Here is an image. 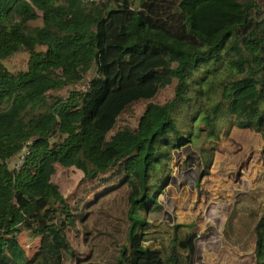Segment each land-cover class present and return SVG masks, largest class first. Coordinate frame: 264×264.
I'll list each match as a JSON object with an SVG mask.
<instances>
[{"label":"trees","instance_id":"16d2710c","mask_svg":"<svg viewBox=\"0 0 264 264\" xmlns=\"http://www.w3.org/2000/svg\"><path fill=\"white\" fill-rule=\"evenodd\" d=\"M193 8L191 0H0V264H179L175 245L194 264L212 224L174 235L168 248L144 244L145 221L134 214L157 203L146 186L152 147L168 145L188 172L199 168L200 186L232 127L264 139V8L244 9L213 41ZM19 51L27 61L13 73L4 61ZM85 79L88 89H75ZM261 153L255 181L231 189L221 224L227 244L254 249L255 264H264V145ZM56 165L79 175L71 192ZM226 167L217 170L228 175ZM198 193L209 197L202 186ZM22 232L47 240L33 260Z\"/></svg>","mask_w":264,"mask_h":264},{"label":"rangeland","instance_id":"374dc122","mask_svg":"<svg viewBox=\"0 0 264 264\" xmlns=\"http://www.w3.org/2000/svg\"><path fill=\"white\" fill-rule=\"evenodd\" d=\"M191 1L194 5V19L201 30L207 33L208 41H213L229 26L237 23L242 18L241 14L244 9L247 10L252 5L264 8V0ZM26 61L27 54L19 51L4 63L11 72L16 73L25 67ZM86 80H83L75 89H82ZM66 89L51 93L65 94ZM171 94V88L165 89L158 100L162 103ZM242 115L239 121L247 122L249 114L242 113ZM32 139L33 137L29 138L22 149L32 142ZM198 141H194L193 148L196 147ZM263 145L264 139L252 129L232 127L227 135H222L215 148L211 172L199 180L200 186L209 195L206 199L204 194L199 196L198 193L200 186L197 178L200 169L196 168L188 172V169L181 164V160L174 157L170 146L155 144L152 147L146 186L152 195H156L157 203L151 207L140 205L134 214L137 223L145 221L144 244L150 247L168 248L174 235L182 239L191 228L197 229L202 235L204 227L212 224V229L199 239L194 264H255L254 249L250 253L241 254L238 248L227 244L221 232V224L225 217L223 208L229 206L233 196L231 189L247 188L255 181L261 169ZM179 151L183 154L182 150L179 149ZM17 158L16 155L7 160V166L10 169H15ZM246 158L248 159L247 165L240 164ZM219 163L227 166L224 169L225 174L228 171L232 172L228 175H221L217 170ZM238 167L241 171L239 176L237 175ZM56 170V181L59 185H64L63 189L66 193L71 192L79 175L75 177L73 174H60L58 165H56ZM221 194L225 197V201L219 199ZM199 214L203 216L202 221L198 220ZM176 224L178 225L177 231L174 230ZM191 224L193 227H190ZM17 239L24 256L30 260H33L47 243L42 235L29 232L20 233ZM70 241L75 247L76 243L73 242V238ZM175 249L179 254V264H186V250H181L177 245Z\"/></svg>","mask_w":264,"mask_h":264},{"label":"built area","instance_id":"2783aa9c","mask_svg":"<svg viewBox=\"0 0 264 264\" xmlns=\"http://www.w3.org/2000/svg\"><path fill=\"white\" fill-rule=\"evenodd\" d=\"M88 88V83L86 82L83 86H82V90H86ZM30 144V143H29ZM29 153V149H28V146L26 145L25 148L21 149L20 153L17 155L18 156V161L16 163V167H15V170L18 169L23 161H24V158L25 156H27Z\"/></svg>","mask_w":264,"mask_h":264},{"label":"bare ground","instance_id":"6f19581e","mask_svg":"<svg viewBox=\"0 0 264 264\" xmlns=\"http://www.w3.org/2000/svg\"><path fill=\"white\" fill-rule=\"evenodd\" d=\"M88 89V88H87Z\"/></svg>","mask_w":264,"mask_h":264}]
</instances>
